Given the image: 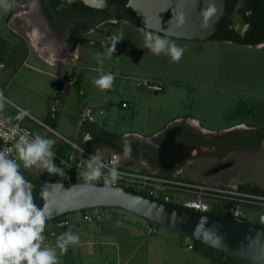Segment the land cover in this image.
Masks as SVG:
<instances>
[{
	"label": "rangeland",
	"instance_id": "rangeland-1",
	"mask_svg": "<svg viewBox=\"0 0 264 264\" xmlns=\"http://www.w3.org/2000/svg\"><path fill=\"white\" fill-rule=\"evenodd\" d=\"M6 3L9 5L7 8L0 5V48L4 61L7 63V68L0 74V91L19 108L45 121L46 113L49 112L55 99L51 96L58 86L55 75L61 76L62 73L61 70L49 66L39 55L44 54L42 48L47 51L52 49L53 42L60 40V36L51 26L41 21L42 18H39L40 13L36 8L31 12L32 7L36 5L35 0H6ZM111 24L113 23L107 24L105 28L108 27V29L104 28L100 33L103 35L107 33L110 36L113 34V29H125L127 30L126 40L122 42L124 43L122 47L116 48L112 56L108 57L103 73H112L115 78L121 79L117 84V92L113 95L115 101L119 102L118 105L121 107L122 100L134 101L135 99L139 111L133 120L124 118L125 115L122 114H126L125 112H117L114 120L119 122L118 127L122 130L128 127L126 130H137L143 136H148L150 134L147 132L148 125H151V130H159L168 118L191 111L194 116L200 118L204 126L209 127L213 132H219L240 121L241 105L249 93L264 92V47L261 49L239 48L210 40L199 41L200 44L197 45L203 44V51L200 49L196 53L194 48L193 56L184 59L183 73L184 78H187L184 80L189 81L187 82L189 87H186L183 92L188 101L184 103L191 109L182 107L170 93L154 96L153 93L137 85V80L152 78L155 74L152 72L155 68L150 64L151 54L147 52L148 49L142 41L136 42L130 39L131 33L127 28ZM88 34L86 36L88 40L95 39L99 35L98 32ZM93 41L95 45H91V41L88 44L86 41L82 44V57L78 62L85 71L90 70V76L96 79L101 74L96 70L100 66L97 63L96 53L104 54V52L100 47H96V40ZM100 43L106 44L104 41ZM109 43L111 47L113 41ZM32 44L38 45L41 50H32ZM101 47L105 46L101 44ZM4 81L7 83L10 81V85L3 91ZM167 88L168 86L166 91H168ZM104 92L107 93L106 90ZM179 93L182 92L176 95ZM70 94L76 95V91L72 90ZM74 102L76 101L71 96L63 111L64 114L61 116L58 114L57 123L46 121V124L48 123L47 125L54 131L69 139L74 138L72 132L77 128V107ZM58 103L59 108L62 109V100ZM2 109L6 112H15L13 107L5 102ZM27 124L34 130L35 136L52 139L56 144L58 138L55 134L31 119L27 121ZM146 126L148 128H145ZM22 170L30 174H41L45 171L35 167L24 168L23 165ZM230 172L233 174L232 180L256 189H264V152L255 154L249 162H239ZM229 182L234 184L231 180ZM103 209L107 210V208ZM241 210L245 218L253 222L259 220L263 213L261 209L250 206H244ZM218 212L224 214L226 210L221 209ZM138 219L142 218L138 217ZM127 222L131 223V220ZM149 225H152L157 233L150 234L143 224L144 236H162L164 242L169 241L164 249L162 247L163 264H212L194 248L189 250L187 243L193 245L190 239L156 224L148 222L147 226ZM137 229H139L137 231L141 230V228ZM123 232L126 234L128 231ZM140 253L137 258L143 254ZM136 261L131 264H136Z\"/></svg>",
	"mask_w": 264,
	"mask_h": 264
},
{
	"label": "crops",
	"instance_id": "crops-1",
	"mask_svg": "<svg viewBox=\"0 0 264 264\" xmlns=\"http://www.w3.org/2000/svg\"><path fill=\"white\" fill-rule=\"evenodd\" d=\"M110 23H113L111 25H115L119 27L123 26L122 28L124 27L127 28L131 33L130 39L136 42L142 41L144 43V34L141 31V29L144 28L135 26L124 19H117L116 21L109 20L107 22H102L101 24L94 27L91 30L93 32H89V33L93 34L98 32L99 35L95 39H89V40L79 39L75 41L69 37L66 38L63 42H59V40H57L53 42L52 49H49V51H47V50H43L42 48L44 54L43 55L41 54V56L39 55V57L42 58L46 63H48L49 66L61 70L62 73L61 76L59 74L55 75L58 86L55 92L53 93V95L51 96V98H55L58 95L61 89L60 79L61 77L66 75L65 72H68L69 74L76 76L75 83L72 84L69 90L65 94H63V97H61V100L63 102V108L62 109L60 108V111L58 113L59 116L64 114L63 111L65 110L70 97L73 96L74 100L76 101L74 103L76 104L77 107V114H76L77 128L74 132H72L74 138L73 139L67 138V139L74 142L78 146L84 148L82 146V143H84L83 128L85 125L89 124L93 128L97 136V139H89L87 141V144L91 148L89 151L85 148L84 149L92 153L94 156H99L100 159L105 160L109 157L110 153L114 151L122 155L123 163L127 167L140 168V169L148 168L151 166L153 168L158 167L159 170L157 172L158 173L162 172L161 175H166V176L178 175V177L181 178L193 180L196 182H201L202 179L199 174L200 169L199 171H190L188 168H183L182 170H180V173L178 172L172 173L173 169L175 168H173L170 171H166L165 169H162L161 164L165 166H171L172 163H175L176 160L183 155L184 148H182L181 146L174 144L173 147H170L169 152L166 153L164 157H162V155L160 156L159 154L160 152L159 143L156 144L153 143L151 152L147 155H142L139 149V143H140L139 139L148 142L154 141L158 136L165 133L174 124H178V123L179 124L185 123L186 126H189L191 128L200 127L206 132L207 131L211 132V129L209 127L204 126L202 124L199 117L194 116L191 113V111H188L185 112L186 114L168 118L164 126L159 130H151L152 129L151 125L150 126L148 125L149 128L147 126L145 127L149 129L147 131L148 133H150L148 136H143L137 130L136 131L126 130L128 127L126 128L124 127V130H122L118 127L119 122L117 120H114L117 115V112H125L126 114H122L125 115L124 118H126L127 120L128 119L133 120L135 116L138 115L139 112L137 102L135 101V99L134 101L130 100L131 102L128 99H125L120 101L121 102L120 104L121 107H120L118 105L119 102L115 101L113 95L114 92H117L116 91L117 84L121 79L115 78L111 88L105 89L107 91V93H105L104 90H101L100 88L95 86L93 81L95 79L90 76L89 73L90 70L85 71L84 68L80 66L81 64L78 61L82 57L81 46L85 41L88 44L90 43V41L96 40L97 43L96 47L97 48L100 47L102 52L104 53L107 52V49L110 46L109 41L112 40H110L109 37L111 36H120L123 38L121 41H119L116 44V48H120L124 45V43L122 42L124 41V39L126 40L125 34L127 30L113 29L112 31L113 34L110 36L107 33L105 34L106 36L100 33L102 30H104L105 26ZM105 29H108V27ZM144 30L148 31L146 29ZM153 33L158 34L155 32ZM88 35L89 34H87L86 36ZM166 38L174 42L177 46L182 47L184 49V52L179 62H173L168 55L161 54L157 56L154 55L149 49L147 50V52H149L152 56L151 57L152 60L150 59V64L152 67L155 68L154 71H152L153 73H155L154 76L152 78H147V79H150L163 87L162 92H151V91L148 92L153 93L154 96H158L159 94L170 93L171 96H173V98L177 102H179V104L182 107L188 108L187 104L184 103L185 101L188 100L183 95V92L186 90V87H189L187 86L189 85L187 83L189 81L184 80L187 79L186 77L184 78V73H183L184 59L185 57L193 56L194 48L196 49L195 50L196 53H198L200 49L201 50L204 49L202 47L203 44L199 46L197 45L200 44L199 41H187V40H181V39H175L169 37ZM101 41H104L106 43L104 44L105 47H101V43H100ZM32 45H33V47H31L32 50L36 51L40 49L38 45H34V44ZM102 58L104 60L103 63V67H104L108 57L105 55V57ZM99 67L100 66H98L96 70ZM2 85L4 87L3 89L4 91L5 89L9 88L10 81L9 83L4 81ZM167 86H168L167 88L168 91H166ZM72 90L76 91V95L70 94ZM178 92H182V93L176 95ZM124 103L127 104L126 107H123ZM86 108H91L93 111L92 112L93 119L90 122L81 121V113ZM188 109H191V107H189ZM186 110L187 109H185V111ZM48 116H49V112L46 113L45 116L46 120ZM122 122L124 123V121ZM125 125H126V121H125ZM142 126L143 125H141V127ZM32 131L34 132V130ZM126 141L130 142L129 144L133 149L130 150L129 148L123 147V144ZM134 145H137L138 148H136ZM62 146L64 147V151H63L64 154L73 150L68 143H64L58 138L56 144H54L52 147V151L56 153V151ZM75 154L77 158H80L79 152L75 151ZM87 164L88 162H86V167ZM180 164H176L175 167L179 166ZM22 165L23 164L21 163L20 170L23 172ZM231 182L232 183L237 182L241 185H247L245 183H240L239 181L232 179ZM100 209L103 216L99 221H93V222L84 221L83 212H77L64 216L63 218L61 217L62 219L54 220L46 224L45 229L55 230V231L57 230V234L50 237L49 239L50 245L52 246H55L56 238L61 233L67 232L69 230H71L73 233L78 234L80 237L79 244L75 246L70 245L68 247V251L66 254L59 255V250L57 249L59 264H131L132 262H135L138 258L139 259L138 261H136V264H152L153 262H156V264H163L162 258H164V254L162 252L163 251L162 247L164 249L165 244L169 243V241L165 239L166 242H164L162 236L161 237L152 236V235L151 236L148 235L149 237L144 236V234L142 233V229L144 227L143 224H145L147 228L148 221L138 219V216L129 214L127 211H123L120 209H113V208H107V210H104L103 208ZM105 217H107V219H105ZM64 220H68L69 225L59 226L58 224ZM128 220H131V223H128L127 222ZM136 227L141 228V230L137 231L139 229H137ZM125 230L128 231L126 232V234L123 232ZM187 246L189 247V250H193V248L190 249V246H193L191 245V243H187ZM140 252H142L143 254L137 258L138 254H141Z\"/></svg>",
	"mask_w": 264,
	"mask_h": 264
},
{
	"label": "water",
	"instance_id": "water-1",
	"mask_svg": "<svg viewBox=\"0 0 264 264\" xmlns=\"http://www.w3.org/2000/svg\"><path fill=\"white\" fill-rule=\"evenodd\" d=\"M78 1L96 10H105L112 3V0ZM226 5L227 0H128L127 3L144 29L187 41H209L215 35L220 20L227 15ZM209 10L210 15L206 14ZM115 19L123 17L110 20ZM83 129L82 146L89 151L91 147L87 141L97 139V136L89 124ZM168 134L160 146V156L164 157L174 144L192 150L195 148ZM190 156H180L171 166L161 164L162 169L170 171ZM31 190L34 203L45 213L46 224L89 209H120L246 264H264V225L257 222L197 211L122 185L64 181L31 187Z\"/></svg>",
	"mask_w": 264,
	"mask_h": 264
},
{
	"label": "flooded vegetation",
	"instance_id": "flooded-vegetation-1",
	"mask_svg": "<svg viewBox=\"0 0 264 264\" xmlns=\"http://www.w3.org/2000/svg\"><path fill=\"white\" fill-rule=\"evenodd\" d=\"M112 3L107 8L112 11L110 15L104 16L99 12L90 19L60 17L52 7L53 0H35L36 5L32 7L31 12L34 8L38 10L41 21L59 34V42L69 37L76 41L85 40L86 35L102 22H107L112 17L117 18ZM226 13L227 15L220 20L211 41L239 48L261 49L264 47V0H227ZM239 118L238 123L219 132H206L200 127L186 126L185 123L174 124L154 141L139 139L140 153L149 154L153 143H159L161 146L169 132L170 136H174L178 141H185L195 146L193 150L184 148L183 155L192 156L182 161L172 173H180L183 168H188L190 171L200 169L201 182L211 185H228L230 184L228 180H231L233 176L230 170L239 162H249L255 154L264 152V92L256 91L247 95V99L241 105ZM129 143V141L124 142L123 147L131 150L133 148ZM151 168L156 172L159 170L158 167L151 166ZM262 191L264 192V189Z\"/></svg>",
	"mask_w": 264,
	"mask_h": 264
},
{
	"label": "built area",
	"instance_id": "built-area-1",
	"mask_svg": "<svg viewBox=\"0 0 264 264\" xmlns=\"http://www.w3.org/2000/svg\"><path fill=\"white\" fill-rule=\"evenodd\" d=\"M113 21H116V19ZM101 44L104 45V43ZM91 45H95V42L91 41ZM5 69L6 63L0 60V74ZM60 81L61 89L55 97L49 110V117L51 119H57L60 111L58 102L61 100V94H65L69 90L70 86L75 83L76 76L68 73L61 77ZM137 81V85L140 88H144L151 92L163 91V87L161 85L150 79H139ZM0 93L2 92L0 91ZM4 102L10 104L15 112H6L0 108V148L9 149L10 156L12 158H16L14 146L20 136L27 134L30 137H35L31 127L27 124V121L31 119L55 134L62 142L68 143L73 149L72 151L67 152L64 156L57 155L54 152L55 159L58 161L59 165L67 171L68 182L122 185L151 197L176 203L201 212H213V210H217V212L213 213L222 214L218 212V210L225 209L227 213L226 215L239 220H247L241 210L242 207H257L261 209L263 213L256 222L264 225V192L260 189L250 186L246 188L244 185L239 183L211 185L181 178L178 177V175H161L160 173L154 171L151 167L143 169L127 167L123 163L122 155L114 151L110 153L107 159H100V163L103 165L101 169V176L94 180H87L83 173L88 171L86 162L94 156L92 153L60 135L44 121L33 117L30 113L11 103L3 94V103ZM126 106L127 104L124 103L123 107ZM92 112L91 108H86L82 111V122L92 121ZM75 151L79 152L80 158H77ZM113 170L115 171L114 176L111 174ZM176 199L179 200L177 201ZM102 216L103 214L100 208L89 209L83 212V220L87 222L99 221ZM58 225L67 226L69 225V221L64 220ZM147 231L150 234L157 232L152 225L147 226ZM56 234L57 230L45 229V244L50 245V237ZM192 248L193 246H190V249Z\"/></svg>",
	"mask_w": 264,
	"mask_h": 264
},
{
	"label": "clouds",
	"instance_id": "clouds-1",
	"mask_svg": "<svg viewBox=\"0 0 264 264\" xmlns=\"http://www.w3.org/2000/svg\"><path fill=\"white\" fill-rule=\"evenodd\" d=\"M71 5L75 0H65ZM0 5L7 8L6 0H0ZM64 7L62 3L59 7ZM206 14H211V10ZM183 22V18H180ZM144 34V45L154 55H168L173 62H179L184 49L177 46L164 36L152 31L141 29ZM113 41L107 52L96 53L97 69L101 73L94 80L95 86L101 90L110 89L115 79L112 73H103L104 60L101 56L111 57L116 50V44L123 38L111 36ZM3 107V94L0 93V108ZM52 139L36 135L34 138L25 134L20 136L14 146L16 158L10 156V150L0 148V264H59V255L66 254L68 247L78 245L80 237L71 230L61 233L56 238L55 246L45 244V213L34 203L29 181L25 179L20 168L35 167L46 170L51 175H63V169L55 161ZM127 154V153H126ZM18 161L20 163H18ZM88 171L83 175L87 180L101 176L103 165L99 156H92L87 164ZM115 175L113 170L111 173Z\"/></svg>",
	"mask_w": 264,
	"mask_h": 264
},
{
	"label": "trees",
	"instance_id": "trees-1",
	"mask_svg": "<svg viewBox=\"0 0 264 264\" xmlns=\"http://www.w3.org/2000/svg\"><path fill=\"white\" fill-rule=\"evenodd\" d=\"M112 4L114 6V12L116 16H121L123 17L124 20L132 23L135 26H139L138 20L134 12L132 11L131 8L127 7L128 0H112ZM64 3V7L60 8L58 10V7ZM53 9L56 10L57 14L65 19H74L78 17H86L87 19H90L94 14L96 13H103L104 16H108L111 14L112 11L110 9H107L105 11H100L93 9L91 7H88L82 3H80L78 0H75L74 3L71 5H68L65 0H53L52 4ZM116 18V17H115ZM90 22V21H89ZM143 28V27H142ZM2 49L0 48V60L4 62V57L1 54ZM57 119H51L49 116L47 118V122L50 123H56ZM45 121V123H46ZM48 124V123H47ZM64 147H60L57 151L56 154L60 156H64ZM56 160V159H55ZM55 163L63 169V175H51L47 173V171L41 173V174H30L28 172H22L24 175L25 179L29 181V185L31 187H37L40 185H44L46 183L50 182H64L68 181L67 178V171L63 167H61L56 160ZM246 188L249 187V185H244ZM30 187V188H31ZM84 212V211H83ZM213 212H217V210H213ZM225 215L227 213H224ZM193 248L198 251L202 256L208 258L212 264H246L239 259H236L232 256H229L221 251L215 250L211 247L205 246L201 243L198 242H193Z\"/></svg>",
	"mask_w": 264,
	"mask_h": 264
}]
</instances>
